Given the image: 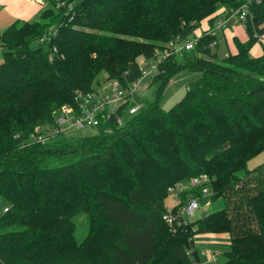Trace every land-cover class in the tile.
<instances>
[{
    "label": "trees",
    "instance_id": "obj_1",
    "mask_svg": "<svg viewBox=\"0 0 264 264\" xmlns=\"http://www.w3.org/2000/svg\"><path fill=\"white\" fill-rule=\"evenodd\" d=\"M50 1L39 19L0 32V195L8 202L0 264H191L194 238L206 233L229 236L216 264H264V162L247 166L264 150V50L249 54L264 34V0ZM243 3L248 39L235 41L236 53L219 58L209 46L215 36L203 31L194 60L169 52L152 80L155 98L111 133L103 121L92 136L36 141L99 72L126 84L140 57H156L220 7ZM187 67L200 77L163 110L164 85ZM200 173L210 177V200L224 206L168 224V188ZM180 197L171 212L187 191ZM79 216L88 220L82 240L74 236Z\"/></svg>",
    "mask_w": 264,
    "mask_h": 264
},
{
    "label": "built area",
    "instance_id": "obj_2",
    "mask_svg": "<svg viewBox=\"0 0 264 264\" xmlns=\"http://www.w3.org/2000/svg\"><path fill=\"white\" fill-rule=\"evenodd\" d=\"M60 4L57 3L56 6ZM248 14V5L243 3L236 9H230L224 18L217 21L216 27H224L230 19L244 24ZM54 32L51 31V33ZM208 33L215 36V29L209 30ZM48 40L49 34L41 37L39 42L45 43ZM197 41L198 36L194 35L184 40L175 38L166 45L163 51L158 52L156 57H140L137 60L138 76L126 84H122L117 79H106L91 90L76 94L74 104H62L55 110L58 115L54 117V125L50 132L34 135L36 141L43 144L56 136L63 135L67 129L72 127L88 126L98 129L103 121L108 123L104 125V131L111 133L114 127L123 125L125 121L145 108L137 102L135 96L143 88L149 86L153 77L158 73L159 63L163 58L169 52L180 53L183 50H190L195 47ZM215 45L216 40L209 44L212 48ZM126 115H130V117L128 118ZM36 132H38V128H36ZM182 191H187L184 204L175 213L169 210L162 216L168 224H172L174 219L182 213L192 216L194 211L200 207L198 201L206 204L210 200V177L206 173H200L192 176L186 182H177L168 188V192L173 195H178ZM205 196L209 197L206 203L203 202ZM6 210L7 207H4L3 211ZM216 254L214 253L212 258ZM191 264H198V261H192Z\"/></svg>",
    "mask_w": 264,
    "mask_h": 264
},
{
    "label": "rangeland",
    "instance_id": "obj_3",
    "mask_svg": "<svg viewBox=\"0 0 264 264\" xmlns=\"http://www.w3.org/2000/svg\"><path fill=\"white\" fill-rule=\"evenodd\" d=\"M56 4L61 3L58 2L59 0H55ZM246 2L254 1V0H245ZM43 7H49L52 6V3L50 0H48L46 3L42 4ZM4 11V10H3ZM2 10L0 11V14H3ZM39 15H37V18H39ZM2 15H0L1 18ZM0 22H2V19H0ZM11 21H7L6 23H0V32L5 27L9 25ZM55 29H53L54 31ZM51 33V32H50ZM49 34V33H48ZM46 34V36L48 35ZM191 37V36H189ZM187 37V38H189ZM217 40L219 45H221L218 56L219 58L223 57V51L225 48V44L222 42V39L220 38V34H217ZM43 44L40 42H34L32 43V47L42 46ZM2 48L0 47V62L3 59V53ZM182 56L186 60H194V58L197 55V52L195 48H192L190 50H183L181 52ZM201 73L199 70L191 67H187L184 69H181L169 78L167 83L164 85L161 94L158 99V105L163 110H167L170 107H172L180 98L183 96L187 86H189L191 83L195 82L199 77ZM106 73L104 71H101L98 73L96 80L93 81L92 87H96L97 85H100L102 82L106 80ZM157 83L152 82L147 86L146 88H143L141 91H139L136 94V100L138 103H141L143 106H147L154 98H155V89H156ZM57 111L54 113V117H56ZM126 117H130V115H126ZM97 129L94 127H72L67 129L63 136L66 138H80V137H87L92 136L96 134ZM62 135L56 136L55 138H61ZM248 168L249 165L247 164ZM169 193V192H168ZM180 193L178 195H173L171 193L168 194L166 197L165 204L168 207L169 210H171L175 205L178 204L179 201H181ZM200 203V207L196 209L192 216L185 215L184 213L181 214V217L186 221H193L199 217L205 216L206 214L213 212L215 210H218L224 206V202L222 199H211L206 204H203L201 201H198ZM184 204V202H182ZM182 204V205H183ZM181 205V206H182ZM5 206H8V202L6 199H4L0 195V216L3 214V209ZM88 229V220L85 216H79L76 219V228L74 236L76 240H82L84 236L87 233ZM228 243H229V236L225 233H207V234H198L194 238V246L195 251L199 257V261L201 264H206L204 260V256L210 255L212 259V255L216 252L218 253V256L216 257V263L222 262L225 260V251L228 250ZM210 260V259H209ZM198 261V260H197ZM198 261V264H199ZM212 264V262H210Z\"/></svg>",
    "mask_w": 264,
    "mask_h": 264
},
{
    "label": "crops",
    "instance_id": "obj_4",
    "mask_svg": "<svg viewBox=\"0 0 264 264\" xmlns=\"http://www.w3.org/2000/svg\"><path fill=\"white\" fill-rule=\"evenodd\" d=\"M46 2L47 0H40V1L0 0V11L4 10L3 11L4 13L0 14L2 15L0 18L2 19V22L0 23H6L7 21L13 22L16 19L29 20V21L37 20L39 19L37 18V15L40 14L41 11L46 8V7H43L42 4ZM227 13H228V9L226 7L224 6L220 7L216 11L215 17L213 20L211 21L207 19L202 20L200 23V26L197 29H195L193 33L194 36H198L203 31H209V30L215 29L216 45L214 48H212V50L216 53L217 56H218V51L221 47V45H219L218 40L216 38L218 33L220 34V38L222 39V42L225 44V48L224 50H222L223 56L228 53L230 54L236 53L237 51V48L235 45L236 40L239 42H245L248 39V34L242 22H237V21H234L233 19H230L228 20L227 24L224 27L222 28L216 27L217 21L224 18L227 15ZM263 50H264V34H262L259 40L250 47L249 54L251 56L257 57L262 54ZM262 162H264V150H262L260 153L252 157L247 162V164L249 165V168H253L261 164ZM193 247L195 249L194 245ZM209 256L210 255L204 256V260L206 264H210V262H212L213 264L216 262V257L218 256V253L212 259ZM198 261H199V257H198ZM199 264H201L200 261H199Z\"/></svg>",
    "mask_w": 264,
    "mask_h": 264
},
{
    "label": "water",
    "instance_id": "obj_5",
    "mask_svg": "<svg viewBox=\"0 0 264 264\" xmlns=\"http://www.w3.org/2000/svg\"><path fill=\"white\" fill-rule=\"evenodd\" d=\"M208 198H209L208 196H205V197L203 198V202L206 203V202L208 201Z\"/></svg>",
    "mask_w": 264,
    "mask_h": 264
}]
</instances>
